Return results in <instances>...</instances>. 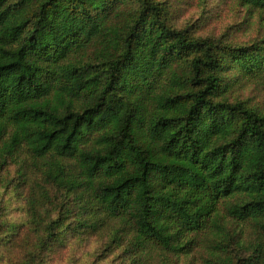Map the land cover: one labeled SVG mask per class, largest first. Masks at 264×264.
<instances>
[{"label": "trees", "instance_id": "obj_1", "mask_svg": "<svg viewBox=\"0 0 264 264\" xmlns=\"http://www.w3.org/2000/svg\"><path fill=\"white\" fill-rule=\"evenodd\" d=\"M238 1L264 14V0ZM169 12L157 0H0V162L28 154L70 197L44 227L56 242L72 215L73 235L114 234L124 264H160L206 240L228 249L217 230L236 220L254 233L235 264H264V115L230 96L264 89V38L193 37Z\"/></svg>", "mask_w": 264, "mask_h": 264}, {"label": "rangeland", "instance_id": "obj_2", "mask_svg": "<svg viewBox=\"0 0 264 264\" xmlns=\"http://www.w3.org/2000/svg\"><path fill=\"white\" fill-rule=\"evenodd\" d=\"M157 1L165 2L170 8L169 22L177 29H187L193 37L241 46L264 38V14L250 12L238 0ZM230 96L231 101L243 100L264 115L263 88L254 84L242 89L235 87ZM30 160L28 154L20 153L9 157L7 164L0 162V264L129 263L130 252L110 231L104 235H73L72 215L59 222V242L55 237H47L44 233L47 221L61 217L72 200L47 182ZM32 196L41 204L36 206L38 217L31 206ZM223 226L224 229L217 230L220 234L217 241H224L228 249H216V243L212 246L206 240L188 256L163 257L160 264H223L219 258L229 259V264L238 263L239 257L247 253L246 246L240 243L250 244L247 238L254 232L236 220H225Z\"/></svg>", "mask_w": 264, "mask_h": 264}]
</instances>
